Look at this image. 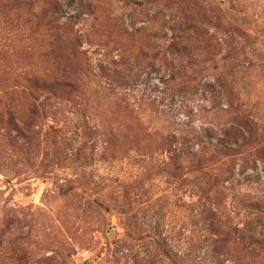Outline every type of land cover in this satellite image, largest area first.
Listing matches in <instances>:
<instances>
[{"label": "rangeland", "instance_id": "374dc122", "mask_svg": "<svg viewBox=\"0 0 264 264\" xmlns=\"http://www.w3.org/2000/svg\"><path fill=\"white\" fill-rule=\"evenodd\" d=\"M159 235L264 263V0H0V264H174Z\"/></svg>", "mask_w": 264, "mask_h": 264}, {"label": "trees", "instance_id": "16d2710c", "mask_svg": "<svg viewBox=\"0 0 264 264\" xmlns=\"http://www.w3.org/2000/svg\"><path fill=\"white\" fill-rule=\"evenodd\" d=\"M241 38H243V37H241ZM244 38H245V36H244ZM234 43L236 44V47L239 50V48L241 47L240 41L238 39H236L234 41ZM224 83H226V82H222V83H220V85H218L220 87V89L223 91L222 97L226 94L225 93L226 92V86L223 85ZM53 84H54L55 90L64 91L66 93V95H71V94L75 93V91H78V89L76 87L77 85H74V83L72 81H70L68 79V77H65L63 79H57L56 81L53 82ZM36 88L40 89V87L38 85L36 86ZM53 92L55 93V91H53ZM245 112H247V111H245ZM238 118L240 119V122H239ZM238 118L234 119V121H235L234 126L235 127L242 126V128H244V129L251 127L252 123L250 122V119L248 116L242 115L241 118L240 117H238ZM240 139H242V142H240V141L235 142L236 147L235 146L234 147L222 146V150L229 151V152H235V155H237V156L242 155V153L239 151V149L245 148V145L247 144V142H246L245 138H240ZM224 154H226V153H224ZM198 164L203 166L205 163L202 160H199ZM214 236H215V234H214ZM251 240H250V243H249V241H248V243H245V240L240 239V238L239 239L236 238L235 243H236V246L239 249H241L242 251H247L248 253H250L249 254L250 256L252 254L251 257H254L255 260L264 259V244L258 240H253V241H251ZM226 241H227L226 239H224L223 241H221V240L216 241L214 239L212 241V244H213L212 252L217 253L218 249L221 247V244L223 242H226ZM155 243H156L158 250L163 254V256L166 259H168L169 261H171L174 264H178L177 259L179 258V254L174 252V250H172L168 246L167 239L164 237V235H159L158 237H156ZM249 264H264V263L251 261Z\"/></svg>", "mask_w": 264, "mask_h": 264}]
</instances>
